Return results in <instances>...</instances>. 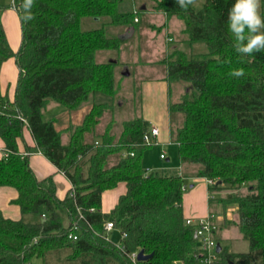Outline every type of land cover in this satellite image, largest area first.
<instances>
[{"label":"trees","instance_id":"obj_1","mask_svg":"<svg viewBox=\"0 0 264 264\" xmlns=\"http://www.w3.org/2000/svg\"><path fill=\"white\" fill-rule=\"evenodd\" d=\"M233 2L205 0L200 9L182 10L174 0H157L154 7L183 21L189 43L204 42L210 49L202 55L175 48L161 62L169 81L188 84L182 98L169 105L180 161L195 164L196 176L214 179L210 192L229 190L220 200L237 205V224L249 241L247 251L223 246L218 264H264V53L235 52L226 23ZM19 4L13 3L20 17ZM124 4L36 0L34 19L23 23L20 18L17 51L0 21V68L12 55L20 68L14 98L0 89V136L5 143L0 185L18 190L13 201L21 210L17 219L0 210V264H24L33 257L49 264L52 255L65 264H204L195 225L184 214L186 174L162 175L142 163L150 121L142 116L126 120L119 135L111 123L97 131L112 104L95 96L116 93L117 62L98 61L96 53L119 48L126 39L122 32L110 35L108 26H134L139 20L140 11ZM87 16L102 25L84 29ZM241 67L244 77L229 75ZM50 100L70 110L90 100L91 107L68 130L66 142L56 118L45 117ZM26 123L36 146L70 180L64 197L57 194L53 174L39 178L32 170L29 154L34 147L26 145L27 154L19 150ZM120 184L125 190L104 211V192ZM244 185L246 193L240 191ZM107 221L121 230V243L106 234ZM141 249L152 255L134 260L132 254Z\"/></svg>","mask_w":264,"mask_h":264},{"label":"crops","instance_id":"obj_2","mask_svg":"<svg viewBox=\"0 0 264 264\" xmlns=\"http://www.w3.org/2000/svg\"><path fill=\"white\" fill-rule=\"evenodd\" d=\"M156 1L157 0H125L128 7L140 11L138 23L141 21L142 15L145 16L146 23L139 31L138 36H143L147 41L146 44L153 47L155 52H158V50H165L166 55L175 48L186 50V46L193 45L187 41V36L183 33V21L176 16H167L162 10L156 9L154 7ZM0 3L5 4L2 2ZM5 5V7L0 8V21L4 27L10 47L12 50L17 51L22 39L20 17L17 8L13 5V1L10 5ZM158 30H164L163 32L166 35L165 40L159 35ZM137 34L138 29H136L135 26H125V30L122 32V35L126 37L125 41H127L130 36ZM19 74L20 68L14 55L3 61L0 68V89L2 94L7 95L9 99H13L15 96ZM174 82L166 78V68H164L162 71H157L156 75L143 83L144 112L140 116L149 120L151 125L159 127L160 132L157 136V144L160 146L169 141L174 142L169 105L170 101H178L182 98L185 94V90L183 93L182 89L185 85L186 87L188 85L186 82L177 81L175 85L181 82L182 86L180 84L178 88L175 87L173 90L172 86L174 87ZM90 107L91 103L86 101L79 107L70 110L60 103L50 100L46 105L45 117L56 118L57 127L64 130L62 139L66 142L69 135L68 130L71 128L73 129L82 122L85 113ZM18 145L19 150L23 154L26 152V145L34 147L33 151L29 154L32 170L39 178L53 174L56 182L57 194L60 197H64L70 190L72 184L68 177L54 165L38 146H36V142L27 123L24 126V137L18 141ZM4 155L5 143L0 136V158ZM181 164L183 170L180 173H185L186 176L189 175L192 181L194 180L195 182L191 183L192 188L183 194V209L185 216L197 218L213 212L217 225L215 237L217 241H220L222 247L224 246L233 252L247 251L249 249V241L240 231L237 224V205L231 204V206H226L221 200H212V198L215 197L214 194L212 198L210 197L208 189L209 184L206 182L205 177L196 176L192 173L187 174L186 171H184V167H186L187 164ZM124 190V184H120L114 189L105 191L102 203L103 210L109 211L117 202L120 193ZM17 196L18 190L15 187L0 185V210L5 216L15 219L21 216L19 205L13 201ZM31 262L32 264H36L32 260ZM37 264L43 263L41 261Z\"/></svg>","mask_w":264,"mask_h":264},{"label":"rangeland","instance_id":"obj_3","mask_svg":"<svg viewBox=\"0 0 264 264\" xmlns=\"http://www.w3.org/2000/svg\"><path fill=\"white\" fill-rule=\"evenodd\" d=\"M13 0H0V2L10 5ZM205 0H198V7L200 9ZM126 4V2H125ZM127 8L128 6H125ZM146 23L145 16L142 15L141 21L134 24L136 29H138V34L130 36L127 41L122 42L121 46L116 49H102L97 51L96 59L98 61H109L116 60L117 64L115 65V84H116V93L114 95H107L104 93H98L95 98L97 101H109L112 105L104 113L101 121L97 127V131L105 130L108 123L112 124V132L116 135H119L123 122L130 120L137 116L143 114V105H144V90L143 83L146 80H149L151 77L156 75L157 71H162L165 65L161 62L162 58L166 55L165 50H158L155 52L153 47L146 44V39L138 36L139 31L143 28ZM102 25V20L94 19V17L87 16L83 18L82 27L84 29H91ZM110 35L119 34V32H124L125 27H118L110 25L107 28ZM164 30H158L159 35L166 39V35L163 32ZM185 49L191 54H206L209 52V46L204 42L194 43L193 45H188ZM127 62V64H126ZM174 82V81H172ZM177 82V81H176ZM172 86L173 90L178 88L182 83ZM183 93L185 90H188L186 85L182 89ZM90 103V100H88ZM178 115V114H177ZM163 152L165 157L161 158L160 153ZM142 163L147 170L157 171L162 175H175L180 174L183 170V166L180 161L179 148L178 145L174 142H167L166 144L160 146L159 144L153 142L144 149L142 156ZM186 173H192L194 175L196 171L195 164H187L184 167ZM184 190L183 194L189 191L191 187L192 178L186 176L184 178ZM195 183V182H194ZM240 191L242 193L248 192L247 185H244ZM229 190L227 188L222 191L214 192L213 199L220 200L222 196H226ZM228 206H231L228 205ZM108 237L115 244L121 243V230L118 227H114L111 230L106 231ZM198 244L201 247L202 242L198 239ZM222 245V244H221ZM42 259L38 257H33L32 261L34 263H40ZM49 264H65L64 261H58L55 255L49 257Z\"/></svg>","mask_w":264,"mask_h":264},{"label":"clouds","instance_id":"obj_4","mask_svg":"<svg viewBox=\"0 0 264 264\" xmlns=\"http://www.w3.org/2000/svg\"><path fill=\"white\" fill-rule=\"evenodd\" d=\"M15 4V0H13ZM182 10L198 7V0H174ZM36 0H20L18 5L23 23L34 19L33 8ZM227 29L233 40V48L240 56L264 53V4L262 0H234L227 13ZM230 76H245L244 68H235Z\"/></svg>","mask_w":264,"mask_h":264},{"label":"built area","instance_id":"obj_5","mask_svg":"<svg viewBox=\"0 0 264 264\" xmlns=\"http://www.w3.org/2000/svg\"><path fill=\"white\" fill-rule=\"evenodd\" d=\"M135 20H138V17H135ZM160 132V129L156 125H152L150 130L148 132H145L143 140L144 143L151 144L153 142L158 143L157 136ZM133 153V152H132ZM27 154V152H25ZM165 155L164 153H161V157L163 158ZM206 182L211 185L214 183V179L212 178H205ZM213 192L209 191L210 197H213ZM43 216H45V213H43ZM186 222L189 224L195 225V233L199 240H201L202 245V251L205 254L204 257V264H218L219 257L218 252L216 251V245H217V239L215 237V231L217 229V225L215 223L214 219V213H208L205 216H199L197 218L194 217H187ZM77 229V225L74 227ZM114 228L113 221H107L104 224V229L106 231L111 230ZM70 236L73 239L78 238V234L75 231H71ZM138 251L134 252L132 254V257L134 260L137 258ZM24 264H32L31 261H27Z\"/></svg>","mask_w":264,"mask_h":264},{"label":"water","instance_id":"obj_6","mask_svg":"<svg viewBox=\"0 0 264 264\" xmlns=\"http://www.w3.org/2000/svg\"><path fill=\"white\" fill-rule=\"evenodd\" d=\"M195 236H197L196 233H195ZM221 249H222V245H221L220 241H218L217 245H216V251L219 252ZM151 255H152L151 253L150 254L146 253L143 249H141L138 251L137 258L139 260H145V259L149 258Z\"/></svg>","mask_w":264,"mask_h":264}]
</instances>
